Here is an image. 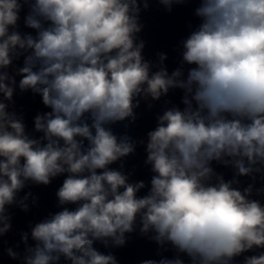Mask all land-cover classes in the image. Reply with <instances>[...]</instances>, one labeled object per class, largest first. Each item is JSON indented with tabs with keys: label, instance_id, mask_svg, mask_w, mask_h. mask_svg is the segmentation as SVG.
I'll list each match as a JSON object with an SVG mask.
<instances>
[{
	"label": "clouds",
	"instance_id": "obj_1",
	"mask_svg": "<svg viewBox=\"0 0 264 264\" xmlns=\"http://www.w3.org/2000/svg\"><path fill=\"white\" fill-rule=\"evenodd\" d=\"M152 2L0 0V239L13 228L10 208L27 213L29 198L38 202L30 191L18 198L27 182L66 175L62 210L4 249L18 264H120L95 245L123 248L134 233L159 257L138 264H264V202L254 198L264 197V0H198L200 23L171 72L167 53L156 63L143 55L141 14ZM154 2L171 13L193 0ZM25 7L35 34L19 30ZM17 89L50 109L34 118L39 137L14 110ZM177 90L183 107L166 100L147 132L153 175L139 195L146 184L130 181L124 158L145 140L111 126ZM241 177L251 183L239 187Z\"/></svg>",
	"mask_w": 264,
	"mask_h": 264
}]
</instances>
